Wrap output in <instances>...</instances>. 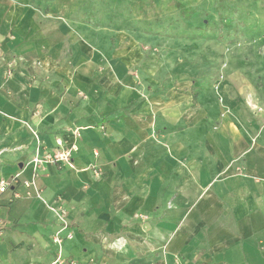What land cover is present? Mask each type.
I'll list each match as a JSON object with an SVG mask.
<instances>
[{
    "label": "crops",
    "instance_id": "0c3cea01",
    "mask_svg": "<svg viewBox=\"0 0 264 264\" xmlns=\"http://www.w3.org/2000/svg\"><path fill=\"white\" fill-rule=\"evenodd\" d=\"M25 2L0 0V182L31 180L26 124L47 150L56 139L74 147L73 168L46 165L35 177L43 199L67 211L62 257L264 264V97L249 108L257 99L246 85L243 100L224 95L226 110L187 72L145 79L139 66L136 85L129 63L109 59L94 73L97 50L59 47L68 32L55 17L35 24ZM24 195L21 185L0 193V264H51L61 227Z\"/></svg>",
    "mask_w": 264,
    "mask_h": 264
},
{
    "label": "rangeland",
    "instance_id": "374dc122",
    "mask_svg": "<svg viewBox=\"0 0 264 264\" xmlns=\"http://www.w3.org/2000/svg\"><path fill=\"white\" fill-rule=\"evenodd\" d=\"M25 1L28 11L35 16V24L45 23L41 19L55 17L53 28L60 25V30L70 33L69 37L67 33L60 38L59 47L70 42L97 50L93 53L99 61L92 55L90 59L95 63L94 73H101L109 59L129 63L127 72L136 85L140 84L139 66L145 79L164 75L171 79L181 78L175 75L187 72L190 81L205 86V91L216 95L223 109L230 108L224 95L243 100L246 85L248 88L253 85L257 99L255 103L246 102L247 106L253 109V105H261L264 97V0ZM177 3L191 10L189 19L179 14ZM122 51L125 53L121 54ZM87 55L81 57L88 58ZM74 56L75 52L70 54L71 59ZM83 62L86 61L83 59ZM48 204L61 208L64 226L70 231L66 209Z\"/></svg>",
    "mask_w": 264,
    "mask_h": 264
},
{
    "label": "built area",
    "instance_id": "2783aa9c",
    "mask_svg": "<svg viewBox=\"0 0 264 264\" xmlns=\"http://www.w3.org/2000/svg\"><path fill=\"white\" fill-rule=\"evenodd\" d=\"M6 77L12 75L10 70L5 72ZM26 127L29 129L33 140L36 143V147L34 153L30 159V164L32 165L33 175L31 180H23L19 182L20 175H14L9 181H1L0 182V193L8 190L10 186H17L21 185L23 189H25V197H33L38 199L50 212H52L58 221L61 222L62 226L60 225V230H58L55 235L52 237L51 242L57 248V253L55 259L52 261L51 264H76L74 261H67L62 257V243L63 238L60 236L62 230L66 229L64 226L65 222L62 220L64 212L61 208H57L53 205L48 204L41 196L40 190L37 188L35 183V177L37 170L40 167L46 165H64L68 168H73L72 161H71V154L74 151V147L67 148L61 140L56 139L54 148L51 150H47L45 146H43L42 142L39 139V136L35 130H33L29 125L26 124ZM78 130V129H77ZM77 130L74 131L76 137L78 136ZM91 169L94 171V175L98 176L99 172L97 170L96 165H92ZM20 196L19 194L15 193V197ZM70 239V235H66L65 239Z\"/></svg>",
    "mask_w": 264,
    "mask_h": 264
},
{
    "label": "trees",
    "instance_id": "16d2710c",
    "mask_svg": "<svg viewBox=\"0 0 264 264\" xmlns=\"http://www.w3.org/2000/svg\"><path fill=\"white\" fill-rule=\"evenodd\" d=\"M176 8L179 12V14L185 18V19H189L190 16H191V10L190 9H187V8H184L181 4L177 3L176 4Z\"/></svg>",
    "mask_w": 264,
    "mask_h": 264
}]
</instances>
